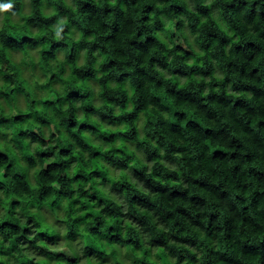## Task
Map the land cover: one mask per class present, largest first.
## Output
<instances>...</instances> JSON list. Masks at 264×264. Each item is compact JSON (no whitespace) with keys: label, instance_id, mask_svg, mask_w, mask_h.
Wrapping results in <instances>:
<instances>
[{"label":"trees","instance_id":"1","mask_svg":"<svg viewBox=\"0 0 264 264\" xmlns=\"http://www.w3.org/2000/svg\"><path fill=\"white\" fill-rule=\"evenodd\" d=\"M11 2L0 264H264V0Z\"/></svg>","mask_w":264,"mask_h":264},{"label":"clouds","instance_id":"2","mask_svg":"<svg viewBox=\"0 0 264 264\" xmlns=\"http://www.w3.org/2000/svg\"><path fill=\"white\" fill-rule=\"evenodd\" d=\"M14 7L13 3L11 2V0H8L7 3H0V13H7L10 10H12ZM64 24L65 21L63 19H61L58 24L55 26V37L57 39L61 38V34L64 31Z\"/></svg>","mask_w":264,"mask_h":264},{"label":"rangeland","instance_id":"3","mask_svg":"<svg viewBox=\"0 0 264 264\" xmlns=\"http://www.w3.org/2000/svg\"><path fill=\"white\" fill-rule=\"evenodd\" d=\"M20 55H21V52H20V51L17 52V56L19 57ZM23 103H24V102H23ZM130 145L133 146V147H135V143H134L133 141H130ZM139 151H140L141 153L143 152L141 149H139ZM111 166L113 167L114 172H115V173H118L120 167L117 166V165H114V164H111ZM126 170H128L129 173L132 175V169H131V167H126ZM64 241H66V240H65V239H60V240L58 241L57 244H59V245H60V244L63 245V244H64ZM129 263H131V262H129Z\"/></svg>","mask_w":264,"mask_h":264}]
</instances>
